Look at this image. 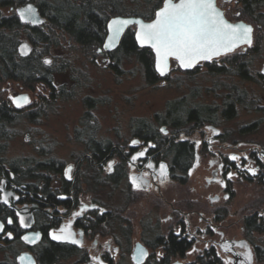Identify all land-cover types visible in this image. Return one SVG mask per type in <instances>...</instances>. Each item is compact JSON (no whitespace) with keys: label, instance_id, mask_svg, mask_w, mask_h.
<instances>
[{"label":"flooded vegetation","instance_id":"1","mask_svg":"<svg viewBox=\"0 0 264 264\" xmlns=\"http://www.w3.org/2000/svg\"><path fill=\"white\" fill-rule=\"evenodd\" d=\"M215 3L227 19L234 21L237 18L230 16L228 7L231 3L242 6L244 2L215 0ZM28 4L34 6L40 23L20 19L17 9L27 8ZM57 5V0H22L0 7L1 16L13 15L19 24L17 57L25 58L26 62L38 61L35 75L45 78L28 88L19 80L5 79L3 82L11 80L24 88L12 95L0 83V101L15 109L12 122L20 119L35 122L46 116L49 107L59 99L68 96L69 91L56 84L57 57L48 56L51 49L56 56L58 32H64L53 24ZM34 18L33 13L27 16L28 20ZM127 29L134 35V25ZM259 33L264 40V27L259 26ZM102 43L92 51L80 49L86 54L102 55L109 65V52L117 46L105 50ZM24 44L26 55L21 52ZM247 47L201 60L189 69H182L173 59L160 81H165L173 70L191 76L201 68L209 70L211 63L224 65V57L232 56L237 49L244 55ZM263 68L264 62L258 72L264 82ZM254 79L255 75L245 81ZM225 86L220 102L209 104L218 108L213 121L200 124L194 119L172 125L164 117L166 105L175 100L169 99L164 110L151 119L131 117L129 135L123 137L118 129L116 140L98 135L99 128L92 119V109L97 103L87 95L82 101L85 110L72 131L82 148L75 156L70 155L72 159L67 163L50 142L36 145L34 155L5 158L13 131L8 120L0 122V223L4 224L0 231V264H199L207 250H211L217 264H249L245 255L249 249L251 264L264 261L261 257L264 256V144H245L233 137L232 130L221 126L223 121L234 119L242 106L237 104L234 117L225 116L224 99L231 98L236 89H242L247 94L243 97H248L247 90L235 84ZM35 87L36 100H32L28 90ZM25 93L29 102L18 107L13 99ZM160 115L165 123L158 122ZM252 123L258 125L252 121L238 126L236 131L249 133ZM141 124L145 127L140 128ZM132 141L138 143L134 145ZM177 142L182 143L184 152L173 148ZM141 152L143 156L132 159ZM232 156L238 159L233 160ZM205 158L207 164L203 165ZM162 164L166 166L163 176ZM130 177H137L141 186L134 187ZM243 185L248 191L251 185L254 192L244 204L237 200ZM19 216L25 218L29 227L20 226ZM9 219L12 224L7 223ZM61 229L71 232L80 243L53 239V234L60 235ZM25 236L29 239L25 240ZM171 236L183 242L181 251L170 252ZM33 239L35 243L30 242ZM192 255L187 262L186 258Z\"/></svg>","mask_w":264,"mask_h":264},{"label":"rangeland","instance_id":"2","mask_svg":"<svg viewBox=\"0 0 264 264\" xmlns=\"http://www.w3.org/2000/svg\"><path fill=\"white\" fill-rule=\"evenodd\" d=\"M229 8L230 16L233 19L249 18L240 14L239 5L231 3ZM239 12V13H238ZM253 40L250 46L244 51L249 53L251 48L258 44V51L251 55L252 67L255 78L253 81L241 80L237 75L212 74L205 68L197 73L188 76L180 71L173 70L165 81H159L155 85L146 84L138 64L132 60H126L122 64L123 72L115 75L108 65V60L102 55L87 54L82 52L80 46L71 41L64 32H58L57 53L53 49L48 56L57 57V69L55 80L67 89L68 96L59 99L57 103L49 107L46 116L35 122H28L20 119L12 122V134L7 142L5 158H19L22 155H34L36 145L52 143L57 155L69 162L70 155L80 152L81 144L74 139L73 128L79 123L81 114L85 110L83 97L90 95L96 100L97 105L92 109L93 121L100 137H107L116 140V131L127 137L128 126L131 117H146L151 119L156 112H162L166 101L169 99L185 96L189 101L198 104L219 103L224 95L226 86L235 84L239 88L247 90L248 97L245 106L238 107L237 116L229 121H223L222 127L233 131V137L245 141V144H264V82L258 77V72L264 62V40L259 39L260 33L254 25ZM257 40H259L257 42ZM237 49L234 53H238ZM249 55V56H250ZM231 55H228L229 57ZM222 61V60H221ZM8 89L10 95L21 91L24 88L16 82L9 80L3 82L1 87ZM28 90V89H27ZM198 90L194 95L193 91ZM32 100H36L37 88L28 90ZM252 121H257V126L246 134H240L236 128ZM207 159L203 160V165ZM252 186L249 191L245 185L240 186L238 193L239 202H243L251 195ZM264 236V235H263ZM194 255L188 256L186 261ZM221 264V263H218ZM226 264V263H222ZM257 264H264V261Z\"/></svg>","mask_w":264,"mask_h":264},{"label":"trees","instance_id":"3","mask_svg":"<svg viewBox=\"0 0 264 264\" xmlns=\"http://www.w3.org/2000/svg\"><path fill=\"white\" fill-rule=\"evenodd\" d=\"M22 1V0H12ZM11 0H0V7L11 4ZM244 3L239 11L242 16L250 19L259 31V26L264 27V10L262 4L264 0H242ZM161 0H57L55 7L53 24L59 30L66 32L72 40L84 51H92L100 45L106 33V21L111 15H136L144 19L149 18L154 10L159 6ZM19 26L13 15L1 16L0 13V83L5 79L19 80L25 88L34 85L37 80L45 79L42 75L37 78L38 61H29L25 58L19 59L16 55ZM259 39L261 40L260 36ZM259 40H257L258 42ZM258 44L249 50V53H234L231 58L224 57V65L209 64V72L212 74H233L244 80H252L254 69L252 67L251 55L257 53ZM87 49V50H86ZM251 54V55H250ZM250 55V56H249ZM134 60L148 85H155L162 78L157 74L153 65V54L149 47L138 46L135 42L133 31L127 29L120 38L117 47L109 52V67L115 75L123 72L122 64L126 60ZM245 92L236 89L231 98H225L222 110L225 116L234 117L237 113V104L244 105ZM245 98H244V97ZM165 109V119L172 121V125H183L185 121L196 120L200 124L214 120L215 111L218 108L209 104H195L193 101L171 100ZM15 109L7 103L0 101V122L14 120ZM7 112V115H2ZM191 117V118H190ZM161 118V119H160ZM158 122L165 123L166 120L160 115ZM1 125V124H0ZM256 124L249 125V130H253ZM141 124L140 128H144ZM146 132V131H145ZM177 152L185 151L182 143L174 144ZM99 149V148H98ZM101 154V152H98ZM170 252L181 251L183 242L171 236ZM173 244V245H172ZM262 258L264 256H261ZM199 264H217L214 261L211 250L204 252Z\"/></svg>","mask_w":264,"mask_h":264},{"label":"snow or ice","instance_id":"4","mask_svg":"<svg viewBox=\"0 0 264 264\" xmlns=\"http://www.w3.org/2000/svg\"><path fill=\"white\" fill-rule=\"evenodd\" d=\"M33 12L32 5L19 10L20 19L24 22L40 23V21L32 19L28 20V14ZM131 23L137 24L136 40L143 45H150L156 53V67L163 75L168 67V58L175 57L181 67H193L200 60H210L213 56H220L232 52L242 44L251 45L252 28L243 23L233 24L224 19L223 13L216 7L215 0H179L178 3L173 0H164L163 7L155 13V19L151 23H144L141 20L131 21L124 19H113L109 25V36L104 48L115 47L117 37L123 29ZM27 46H22V54L26 55ZM50 63V61H45ZM13 102L17 106H22L21 102L28 103L27 97H15ZM164 132V129L160 130ZM135 145L137 141H132ZM144 153H138L132 159L143 156ZM231 159H238L232 156ZM112 165L109 163V169ZM152 167V165H149ZM161 175H165V165H161ZM71 166H69V171ZM250 171H254L251 170ZM231 177V173H229ZM134 187H140L137 177H130ZM5 203L7 200L5 198ZM19 215V214H18ZM20 226L29 227L23 216H19ZM8 224L13 221L9 219ZM4 224L0 223V231H3ZM11 236V233H8ZM39 234H36V238ZM53 239L69 240L72 243H80L73 239L71 232H65L61 229L60 235L53 234ZM25 240L29 238L24 237ZM30 242L35 243V239ZM147 255V253H145ZM246 258L251 264V250L246 253ZM23 259V258H21ZM98 259V257H94Z\"/></svg>","mask_w":264,"mask_h":264},{"label":"water","instance_id":"5","mask_svg":"<svg viewBox=\"0 0 264 264\" xmlns=\"http://www.w3.org/2000/svg\"><path fill=\"white\" fill-rule=\"evenodd\" d=\"M173 2L178 3L179 0H173ZM215 4H216V3H215ZM28 5H31V4H28ZM163 5H164V0H163V2H162L161 6H159L158 8L155 9L152 18H150V19H144V18H142L141 16H136V15H114V16H111V17L107 20V22H106V30H107V32H106V36H105V38H104V40H103V43H102V46H101V47H102L103 49H105V50H111V49H114V48L118 45L121 36H122L123 33L126 31L127 27L130 26V25H134V26H135V29H134V39H135L136 44H137L138 46H142V45L136 40V31L138 30V27H139V26H138L137 24H135V23H131V24H128V25L123 29V31L121 32V34L117 37L115 47H112V48H104V44L107 42V40H108V36H109V34H110V33H109V30H108V25H109V23H110L113 19H117V18H119V19H124V20H131V21L141 20V21H143L144 23H151V22L155 19V13H156L157 11H159V10L163 7ZM32 7H33V12H32V13H33V15H34V17H35L34 19L38 20V18H37V16H36V15H37V12H36V10L34 9V6H33V5H32ZM216 7H217V8L223 13L222 9H220L217 5H216ZM20 9H23V8H18L17 11L19 12ZM223 16H224V19H226V20L229 21L230 23H233V24L243 23V24H245V25H249V26L252 28V32H253V25H252L250 22L245 21V20H243V19H237V20H234V21L229 20V19H227V18L225 17L224 13H223ZM252 32H251V39L253 40ZM24 45H25V44H24ZM24 45H22V46H24ZM143 46H148V47L151 48L150 45H143ZM247 46H249V45H248V44H242V45H240V46H238V47L245 48V47H247ZM238 47H237V48H238ZM23 50H24V49H23ZM100 50H101V48H100ZM151 50H152V52H153V58H154V62H153L154 69H155V71L157 72V74H158L160 77H164V76L168 73V71H169V69H170V66L172 65V62L174 63V61H172L173 59H175V61L177 62V64L181 67L180 62H179L175 57H169V58H168V67H167V70H166V72H165L163 75H161L160 71H158V69H157V67H156V53H155L154 49L151 48ZM21 52H22V51H21ZM213 57H216V56H213ZM213 57H212V58H213ZM200 61H201V60H200ZM181 68H182V69H189V68H184V67H181ZM190 68H191V67H190ZM263 69H264V68H263ZM16 97H19V95H17ZM21 97H27V98H28V96H27L26 93H25V94H21ZM21 103H23V102H21ZM15 104H16V103H15Z\"/></svg>","mask_w":264,"mask_h":264}]
</instances>
